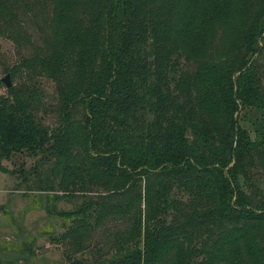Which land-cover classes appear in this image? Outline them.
I'll return each instance as SVG.
<instances>
[{
	"label": "trees",
	"instance_id": "1",
	"mask_svg": "<svg viewBox=\"0 0 264 264\" xmlns=\"http://www.w3.org/2000/svg\"><path fill=\"white\" fill-rule=\"evenodd\" d=\"M13 1L0 0V32L6 33L4 24L14 18ZM55 1L58 50L37 48L31 61L59 87L58 124L50 128L44 122L49 112L40 99L42 72L30 70L24 85L0 95V160L23 152L39 155L28 169L18 164L29 191L71 195L92 184L94 175L101 187L117 194L138 187L105 208L87 201L57 211L73 224L57 238H67L92 218L139 209L131 230L115 237L118 248L102 264H158L169 252L173 264H264V243L241 225L213 242L212 251L200 252L199 241L173 239L174 227L164 219L181 203L172 196L177 188L203 206L195 221L222 226L256 222L264 231V190L253 175L264 171V73L251 59L264 45V9L249 23L240 45L230 46L223 60L204 61L195 70L201 113L185 106L168 115L169 92L181 81L173 72L182 56H202L218 25L232 27L237 18L245 20L248 0H173L184 4L169 14L178 20L175 27L155 21L153 15L162 12L154 9L155 0ZM85 19L90 25L80 34ZM176 38L181 46L174 45ZM78 107L80 124L74 118ZM252 110L261 111L248 120L254 138L240 124L241 114ZM80 136L85 140L82 158L75 152ZM165 176L173 179L168 189L161 181ZM153 178L160 182L151 195ZM141 200L148 208L144 216Z\"/></svg>",
	"mask_w": 264,
	"mask_h": 264
},
{
	"label": "rangeland",
	"instance_id": "2",
	"mask_svg": "<svg viewBox=\"0 0 264 264\" xmlns=\"http://www.w3.org/2000/svg\"><path fill=\"white\" fill-rule=\"evenodd\" d=\"M158 7H160L159 11L161 9L162 12L157 16H155L156 14L153 15L155 21L175 27L178 20L175 17L171 19L169 14L174 9L181 11L184 4L173 2V0H155L154 9ZM55 8V0H14L10 5L14 18L4 24L6 33L0 32V95L8 94V88L1 81V78L6 74H9L11 86H14L24 85L28 80L27 73L30 70L35 73L42 72L38 76L40 87L43 89L40 99L49 112L45 116L44 122L50 128H54L58 124L56 112L60 109L62 96L55 81L44 74L39 67H35L31 59L34 57L37 48L51 50V46H53L52 49L58 50L53 22ZM263 9L264 0H248L245 20L242 19L239 22L240 18H237V24L233 22L232 27L229 26L230 23L218 25L210 47L202 56L197 58L182 56L180 66L173 72V75L181 77V81L169 92L168 115L180 113L185 106L192 108L196 114L201 113V108L197 103L196 89L192 81L195 70L204 61L219 62L220 59L223 60L228 54L230 46L240 45L249 23ZM76 16L85 17L79 12L76 13ZM101 23L102 20H100ZM89 25L90 23L85 19L81 24L79 33L86 32ZM52 37L53 40H51ZM174 45L176 47L181 46V41L176 38ZM240 58L241 54L236 55L235 65L237 62L239 63ZM254 58L261 73H264V45H262L260 52L251 57V59ZM171 85L174 86L172 82ZM80 108L78 107L74 117L79 124L78 120H81L83 115ZM241 116V126L254 138V131L248 120L261 116V111L252 110L247 115H244L243 112ZM83 142L85 140L80 136L75 146L78 158L84 156L81 144ZM24 153H17L13 157L0 160V264H79L78 261L83 264H102L118 248L116 239L119 234L131 230L139 209L122 215L92 218L90 224L78 228L67 238L61 240L57 237L72 223L56 212L77 209L83 202L87 201H92L105 208L107 205L120 202L125 197H130V194L136 192L138 187L129 193L117 194L101 187L100 179L94 175L90 179L92 184L83 186L84 190H78L79 193L74 191L71 195L59 190L29 191V185L22 182L21 174L17 172L18 164H25L24 167L28 169L32 163L39 159V155L28 156ZM256 172L257 170H254L253 173L255 183L264 190V171L259 170L257 174ZM141 179L145 180L147 177L143 176ZM161 181H164L168 189L173 179L165 176L161 178ZM159 182L160 179H151L153 187L150 192L151 195L156 193L155 190L159 186ZM32 183L33 181L29 182V184ZM175 189L172 196L176 197L177 201L180 200L181 203L170 215L164 217L165 222L167 221L172 228L174 227L173 239L185 243H187L186 241H194L195 244L196 241H199L200 252L212 251L213 242L218 241L228 230L236 229L237 225H241L242 229L252 235L255 241H259L261 245L264 243L263 225L256 222L236 225L224 224L222 226L195 221L194 215H199L203 206L194 201H189L186 193ZM55 195L56 199L52 200V196ZM138 205L141 208V216H144L148 208L142 200ZM241 244L242 242H239V245ZM194 247L197 248V246ZM196 259L197 262L201 260L200 257H196ZM172 260V252H169L158 264H173ZM246 262L249 263V259ZM216 264H229V262L221 261Z\"/></svg>",
	"mask_w": 264,
	"mask_h": 264
},
{
	"label": "water",
	"instance_id": "3",
	"mask_svg": "<svg viewBox=\"0 0 264 264\" xmlns=\"http://www.w3.org/2000/svg\"><path fill=\"white\" fill-rule=\"evenodd\" d=\"M1 81L4 83V85L9 88L12 83L10 82V76L9 74H6L4 77L1 78Z\"/></svg>",
	"mask_w": 264,
	"mask_h": 264
}]
</instances>
